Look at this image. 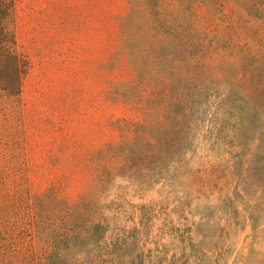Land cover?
Listing matches in <instances>:
<instances>
[{"label":"rangeland","instance_id":"rangeland-1","mask_svg":"<svg viewBox=\"0 0 264 264\" xmlns=\"http://www.w3.org/2000/svg\"><path fill=\"white\" fill-rule=\"evenodd\" d=\"M174 1H159L161 11ZM130 11V0H14L25 71L14 108L0 96L9 258L41 264L29 205L53 190L67 205L99 206L109 230L96 251L109 250L108 264H264V0H195L198 50L215 77L193 145L158 179L116 177L102 192L97 155L141 120L118 97L134 78L121 35Z\"/></svg>","mask_w":264,"mask_h":264},{"label":"trees","instance_id":"trees-1","mask_svg":"<svg viewBox=\"0 0 264 264\" xmlns=\"http://www.w3.org/2000/svg\"><path fill=\"white\" fill-rule=\"evenodd\" d=\"M159 1H144L142 10L149 9L144 17L139 10L143 1L130 0V14L121 26L122 49L134 78L118 97L138 109L141 120L123 123L120 142L97 155L96 188L102 192L116 177L146 185L182 160L194 142L207 82L215 77L211 59L198 50L195 0H175L163 11ZM13 7L14 0H0V96L12 109L25 71ZM29 208L30 226L43 250L41 264H108L109 250L96 251L109 230L96 203L84 198L67 205L47 190L35 194ZM9 236L8 230L0 232V264H13L9 240L3 239Z\"/></svg>","mask_w":264,"mask_h":264}]
</instances>
